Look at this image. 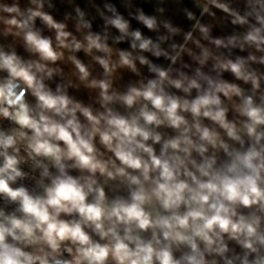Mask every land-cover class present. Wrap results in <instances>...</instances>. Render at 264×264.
<instances>
[{
	"label": "clouds",
	"instance_id": "clouds-1",
	"mask_svg": "<svg viewBox=\"0 0 264 264\" xmlns=\"http://www.w3.org/2000/svg\"><path fill=\"white\" fill-rule=\"evenodd\" d=\"M0 264H264V0H0Z\"/></svg>",
	"mask_w": 264,
	"mask_h": 264
},
{
	"label": "crops",
	"instance_id": "crops-1",
	"mask_svg": "<svg viewBox=\"0 0 264 264\" xmlns=\"http://www.w3.org/2000/svg\"><path fill=\"white\" fill-rule=\"evenodd\" d=\"M81 2H83V0H81ZM118 2V0H117ZM146 11H151V8L148 5H145ZM121 11H123V9H121Z\"/></svg>",
	"mask_w": 264,
	"mask_h": 264
}]
</instances>
